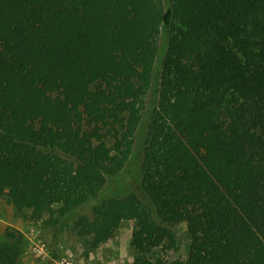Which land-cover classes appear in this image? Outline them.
<instances>
[{
    "label": "trees",
    "instance_id": "16d2710c",
    "mask_svg": "<svg viewBox=\"0 0 264 264\" xmlns=\"http://www.w3.org/2000/svg\"><path fill=\"white\" fill-rule=\"evenodd\" d=\"M4 194L51 257L133 221L130 264H169L178 223L175 264H264V0H0ZM25 244L7 226L0 264Z\"/></svg>",
    "mask_w": 264,
    "mask_h": 264
},
{
    "label": "rangeland",
    "instance_id": "374dc122",
    "mask_svg": "<svg viewBox=\"0 0 264 264\" xmlns=\"http://www.w3.org/2000/svg\"><path fill=\"white\" fill-rule=\"evenodd\" d=\"M150 101H148L149 104ZM133 172L139 170V159L131 163ZM137 181L136 177L132 179ZM47 215L44 216L46 218ZM14 226L21 230L26 237L24 252L17 264H44L51 258V264H60V259L71 255L76 264H130L135 256V249L131 245L132 234L135 229L133 221L124 222L114 236L104 239L95 245L88 242L87 237L64 233L57 243L56 254L51 257L49 242L50 233L43 232L42 219L33 220L28 210L19 211L11 204L8 194L0 195V239L4 236L7 226ZM178 235L177 250L163 254L157 250L154 256H165L169 264H175L180 259H185L189 252V233L184 223L175 224Z\"/></svg>",
    "mask_w": 264,
    "mask_h": 264
},
{
    "label": "built area",
    "instance_id": "2783aa9c",
    "mask_svg": "<svg viewBox=\"0 0 264 264\" xmlns=\"http://www.w3.org/2000/svg\"><path fill=\"white\" fill-rule=\"evenodd\" d=\"M60 264H76L71 255H65L60 259Z\"/></svg>",
    "mask_w": 264,
    "mask_h": 264
}]
</instances>
